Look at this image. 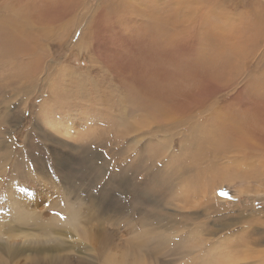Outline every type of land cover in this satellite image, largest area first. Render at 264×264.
<instances>
[{
  "label": "rangeland",
  "instance_id": "obj_1",
  "mask_svg": "<svg viewBox=\"0 0 264 264\" xmlns=\"http://www.w3.org/2000/svg\"><path fill=\"white\" fill-rule=\"evenodd\" d=\"M9 32L0 264H264V0H0Z\"/></svg>",
  "mask_w": 264,
  "mask_h": 264
},
{
  "label": "bare ground",
  "instance_id": "obj_2",
  "mask_svg": "<svg viewBox=\"0 0 264 264\" xmlns=\"http://www.w3.org/2000/svg\"><path fill=\"white\" fill-rule=\"evenodd\" d=\"M178 18V17H177ZM165 25V24H164ZM156 31V30H155ZM2 32H4V31H2ZM1 32V33H2ZM7 32V31H6ZM24 33V31L21 33V34H23ZM1 35V34H0ZM5 38H4V40H5V44L2 42V44L0 43V45H2L3 47H5L6 49L8 48V47H11V49H13L14 47V45L12 46V43H15V44H17V46H18V48H16L15 49V53L16 54H20V53H18L19 51H20V48H21V46L23 47L26 43H24L23 41H22V39H21V37L20 36H18V35H16V34H14L13 32H9V35L7 36V34L5 33ZM169 35V34H168ZM170 35H171V33H170ZM164 36V35H163ZM1 39V38H0ZM13 39H15L14 41H13ZM20 39V40H19ZM26 39V38H25ZM3 40V39H2ZM8 46V47H7ZM16 46V47H17ZM4 48V49H5ZM153 49V48H152ZM161 51V50H160ZM166 51V50H165ZM1 52H6L5 50L4 51H0V53ZM220 52V51H219ZM11 53V52H10ZM4 54V53H3ZM16 54H14V58H15V56H16ZM27 54V53H26ZM26 54H24V55H26ZM164 54V53H163ZM1 55V54H0ZM22 55V54H21ZM3 57H4V55H2ZM7 57H11V56H6V57H4V58H7ZM156 57V56H155ZM154 57V58H155ZM9 59H11V58H9ZM12 60V59H11ZM20 67V66H19ZM25 75V74H24ZM235 129V128H234ZM232 132H233V134H236V132H234V130H232ZM239 133V132H238ZM234 137V136H233ZM239 138V137H238ZM137 196V195H136ZM49 227V226H48ZM78 230V229H77ZM84 231V230H83ZM10 232H11V230H10ZM77 233V232H76ZM7 240V239H6ZM6 242V241H5ZM7 244V243H6ZM11 246V245H10ZM34 246V245H33ZM35 247V246H34ZM10 250V249H9ZM8 250V251H9ZM7 251V250H6ZM15 252V251H14ZM12 254H14V253H12ZM11 254V255H12ZM20 254V253H19Z\"/></svg>",
  "mask_w": 264,
  "mask_h": 264
}]
</instances>
